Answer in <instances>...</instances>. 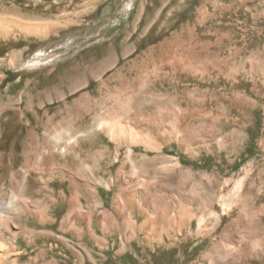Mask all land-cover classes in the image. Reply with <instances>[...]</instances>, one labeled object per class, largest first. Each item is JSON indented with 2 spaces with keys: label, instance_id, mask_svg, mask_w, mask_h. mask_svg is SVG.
Segmentation results:
<instances>
[{
  "label": "rangeland",
  "instance_id": "obj_1",
  "mask_svg": "<svg viewBox=\"0 0 264 264\" xmlns=\"http://www.w3.org/2000/svg\"><path fill=\"white\" fill-rule=\"evenodd\" d=\"M0 26V264H264V0Z\"/></svg>",
  "mask_w": 264,
  "mask_h": 264
},
{
  "label": "bare ground",
  "instance_id": "obj_2",
  "mask_svg": "<svg viewBox=\"0 0 264 264\" xmlns=\"http://www.w3.org/2000/svg\"><path fill=\"white\" fill-rule=\"evenodd\" d=\"M1 27V26H0ZM5 27V26H4Z\"/></svg>",
  "mask_w": 264,
  "mask_h": 264
}]
</instances>
